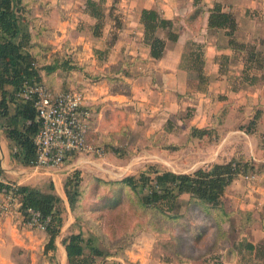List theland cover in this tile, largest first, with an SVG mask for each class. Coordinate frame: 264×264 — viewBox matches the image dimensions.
<instances>
[{
	"label": "crops",
	"instance_id": "crops-1",
	"mask_svg": "<svg viewBox=\"0 0 264 264\" xmlns=\"http://www.w3.org/2000/svg\"><path fill=\"white\" fill-rule=\"evenodd\" d=\"M85 2L33 0L24 15L46 24L50 35L40 36V39L52 46L53 52L68 58L70 64L81 67L80 70H57L52 77H43L42 82L55 92L75 89L83 94L85 114L82 119L88 138H109V142H113L111 138L119 135L114 117L116 109L126 114L129 132L143 130L142 127L146 126L154 132L177 113L181 104L186 103L184 99L192 95L202 98L192 105L196 109L189 118L190 122L196 123L197 127L212 124L218 111L212 108V93L223 85L227 92L230 91L226 96L237 91L234 85L237 78L233 74L237 69L244 72L248 66V43L253 44L257 37V40L264 37V0H102L105 23L99 36L92 34L95 19L84 11ZM216 2L221 4L224 12L235 16L234 39L242 44L241 47L229 46L225 29L208 28L209 11ZM143 9L156 10L164 19L180 17L178 39L166 40L163 54L156 61L143 41L140 22ZM195 9H201V15L191 18ZM164 34L159 31L160 36L164 37ZM125 56L131 65L122 64L117 75L128 83V94L113 93L111 84L105 79L92 80V75L103 74L113 66L120 68L119 63ZM123 70L126 71L124 74ZM214 102L221 108L238 106L233 97H215ZM71 164L62 168L63 173L57 171L56 175L68 176L73 169ZM0 165L5 180L35 187L36 180L27 171L35 167L22 166L11 158L1 129ZM261 192L262 195L251 194L249 199L237 198V202L248 203L247 206L240 205L237 210L250 212L254 220L243 229L237 226L236 240L223 242L217 247L222 253L220 264H264L263 258H255L254 251L238 248L244 241L254 245L264 243V188ZM6 198L8 195L0 193V264H25L24 256L29 258V264H67L61 236L56 239V249L45 253L44 231L19 226L17 219L21 216L16 206L8 211L1 209ZM159 235L157 232H141L123 250V256L114 259L121 264H215L214 260L203 263L200 253L183 252L179 243L166 234L165 240L159 241ZM192 244L198 246L200 243ZM228 251L231 252L227 255Z\"/></svg>",
	"mask_w": 264,
	"mask_h": 264
},
{
	"label": "trees",
	"instance_id": "trees-1",
	"mask_svg": "<svg viewBox=\"0 0 264 264\" xmlns=\"http://www.w3.org/2000/svg\"><path fill=\"white\" fill-rule=\"evenodd\" d=\"M32 2L33 0H0V129L10 149L11 158L26 167H32L35 158L33 138L38 130L39 121L34 106V97L23 98L19 96L20 92L25 85L40 82L43 77L50 78L57 70H80L81 68L70 64L69 59H65L63 55L53 52V47L40 39V36H49L50 31L47 25L38 22V19L25 17L24 14L29 11ZM84 11L95 19V23L92 25V34L99 36L105 23L102 0H86ZM199 15H201V9H195L190 17L197 18ZM179 21L180 17H174L173 20L164 19L153 9L141 11L143 41L149 46V54L153 60L161 58L166 40L176 41L178 39L181 32V26L177 24ZM207 25L209 29H225V33L229 36V46L235 48L242 46L234 39V32L237 29L235 16L224 12L220 3H214L210 9ZM159 31H164V37L159 35ZM124 59L125 61L119 63L120 68L113 66L103 74L92 75V80L105 79L111 84L113 93L128 94V83L120 75H117L122 69V64L131 65L128 57L125 56ZM122 72L124 74L126 71ZM48 88L55 92L52 88ZM260 116L261 111L256 110L249 121V127L245 129L246 133H254L253 127ZM114 117L117 120V134L128 130L125 123L126 114L122 110L116 109ZM208 134V128L191 127L190 129V135L193 137L201 138ZM90 139L96 141L95 137H86L87 142ZM106 141L104 139L101 141L106 149L119 151L112 142ZM254 168V162L250 163L240 155L238 158L228 161L199 167L191 173L155 170L140 172L138 175H128L121 180H95L106 187V193H110L111 197L107 198V204L110 202L116 205L121 201L120 198L122 199V191H131L136 198L133 202L135 201L139 208L160 213L166 219L164 220L165 223L167 222L166 224H171L181 218L180 215L171 212L175 209L180 195H189L190 203L202 206V211L206 215L216 212V215L212 216L217 228V240L213 246L220 247L221 243L229 241L224 224L229 223L232 216V213L225 211L220 204L221 198L225 189L233 181L239 176L253 173ZM4 178L6 179L5 173L0 165V193L10 194L17 198L19 203L17 211L24 221L30 218V210L38 213V220L44 224L43 250L45 253L56 249V239L61 236L67 264H121L114 257L123 256V250L131 245L137 233L141 231L170 232L169 227L155 226L158 222L152 221L154 214L150 212L151 218L147 223L150 224L148 227L137 224L133 231L135 233L130 236V241L120 244L115 252H104L92 245L93 237L91 235L84 237L80 230L65 234L61 232L66 221L67 209L63 198L54 191L53 184L49 185V192H41L30 185L16 184ZM140 187L147 189L145 195L139 193ZM64 193L71 212L75 213L84 189L77 179H67L64 183ZM236 214L238 215L237 225L242 229L252 224L254 220L250 212L238 209ZM74 217L80 218L78 214ZM189 235L192 242L198 244L205 237L206 230L202 226L198 232L194 231ZM173 238L176 240L177 237ZM179 241H181L180 237L176 242ZM238 248L254 251L255 258L264 259V243L254 245L244 241L239 244ZM86 249H88V253L85 252ZM230 252L228 251L227 255ZM227 255L225 254L226 258H228ZM23 259L25 264H29L27 256L22 257Z\"/></svg>",
	"mask_w": 264,
	"mask_h": 264
},
{
	"label": "rangeland",
	"instance_id": "rangeland-1",
	"mask_svg": "<svg viewBox=\"0 0 264 264\" xmlns=\"http://www.w3.org/2000/svg\"><path fill=\"white\" fill-rule=\"evenodd\" d=\"M257 38L253 44L248 43L250 51L246 52L248 58L246 70L241 73L237 69L236 74H233L237 78L234 84L237 91L233 92L234 94L230 93V97L226 96L227 88L223 85L219 91L215 90L212 93V108L218 109L216 119L212 124L198 127L208 128V135L201 138L190 135L191 127H197L196 123L189 120L194 114L193 110L196 109L192 105L197 104L202 97L189 95L190 97L184 99L186 103L181 104L177 113L169 117L163 127H159L154 132L148 130L146 126L142 127L143 130L137 132L126 130L111 138L118 152L106 149L101 142L102 139H96V141L90 139L89 145L103 149L101 156L92 152H80L75 153L72 159H66L57 168L58 170L41 167L27 169L36 180L34 188L38 191L49 192V185L53 184L54 191L63 198L67 209L63 234L80 230L84 237L90 235L93 237V246L104 252H115L120 244L131 240L130 236L135 233L133 231L137 224H143L145 227L150 225L147 223L151 218L150 212H153L152 221L158 222L155 226L170 229L169 233L152 231L160 234L159 241L165 240V234L170 239L177 237V240L180 237L181 241L178 243L183 252L200 253L203 263L209 260H214L215 264L221 263L222 253L217 251V246H213L217 240V228L212 216L216 215V212L206 215L202 211V206L190 203L189 195L182 194L178 198L175 209L171 212L180 215L181 218L175 220L176 222L166 224L167 222L164 221L166 219L160 213L139 208L135 201L133 202L136 198L131 191H122V199L120 198L121 201L119 200L120 202L116 205L110 202L107 204V198L110 199L111 195L109 192L106 193V187L96 182L95 179L115 181L128 175H138L140 172L155 170L191 173L199 167L215 162L221 163L242 155L250 163L254 162V171L245 176H239L233 181L225 189L220 203L225 211L232 213L230 222L224 224V229L230 241L236 240L239 229L237 227V207L248 205L247 202H237V198L248 197L249 199L250 195L255 193L262 195L261 191L264 188V37L261 40ZM215 97L218 99L220 97L232 99L233 97V102L238 106L230 105L221 108L215 102L213 103ZM240 102L243 103L240 104ZM256 110L261 111V116L253 127L254 133L248 134L245 129L249 127V121ZM108 139L104 138L106 142H109ZM70 163H73L71 164L73 169L68 176L56 175L57 171L63 173L62 168ZM67 179H77L84 189L76 208V214L71 212L64 193V183ZM146 191V188H139L141 195H145ZM16 204L17 209L19 206L17 198ZM77 214L79 219L74 217ZM17 223L26 229L44 231L38 226L27 224L22 216L17 219ZM202 226L206 230V235L198 246L193 245L189 233L198 232ZM194 247L197 248L194 250ZM85 252L88 253V249ZM248 264L255 263L249 262Z\"/></svg>",
	"mask_w": 264,
	"mask_h": 264
},
{
	"label": "built area",
	"instance_id": "built-area-1",
	"mask_svg": "<svg viewBox=\"0 0 264 264\" xmlns=\"http://www.w3.org/2000/svg\"><path fill=\"white\" fill-rule=\"evenodd\" d=\"M19 96L34 97V106L39 121L33 138L35 158L32 167L59 168L65 160L75 153L92 152L103 154L101 147H93L86 140L82 109L84 97L78 91L53 92L42 81L25 85ZM1 204L4 211L17 206L16 198L8 195ZM30 218L25 221L44 230L38 220V213L30 210Z\"/></svg>",
	"mask_w": 264,
	"mask_h": 264
}]
</instances>
